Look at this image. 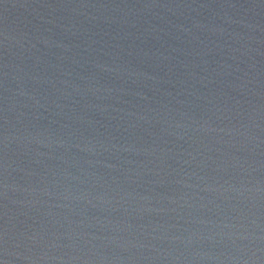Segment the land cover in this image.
I'll return each mask as SVG.
<instances>
[{"label": "water", "instance_id": "water-1", "mask_svg": "<svg viewBox=\"0 0 264 264\" xmlns=\"http://www.w3.org/2000/svg\"><path fill=\"white\" fill-rule=\"evenodd\" d=\"M0 264H264V0H0Z\"/></svg>", "mask_w": 264, "mask_h": 264}]
</instances>
